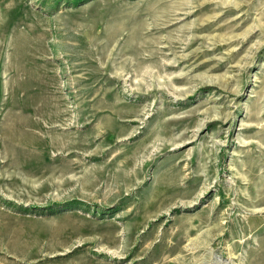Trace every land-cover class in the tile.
Here are the masks:
<instances>
[{"label": "rangeland", "instance_id": "obj_1", "mask_svg": "<svg viewBox=\"0 0 264 264\" xmlns=\"http://www.w3.org/2000/svg\"><path fill=\"white\" fill-rule=\"evenodd\" d=\"M0 264H264V0H0Z\"/></svg>", "mask_w": 264, "mask_h": 264}]
</instances>
